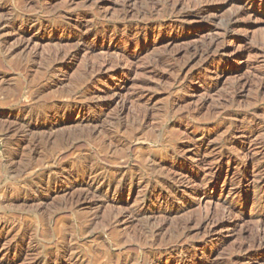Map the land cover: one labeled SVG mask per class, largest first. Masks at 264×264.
<instances>
[{
	"label": "rangeland",
	"instance_id": "rangeland-1",
	"mask_svg": "<svg viewBox=\"0 0 264 264\" xmlns=\"http://www.w3.org/2000/svg\"><path fill=\"white\" fill-rule=\"evenodd\" d=\"M155 1L0 0L6 5L0 10L2 14L9 16L14 10L20 14L12 27H0L3 37L8 38L7 46L18 42V31L32 39L23 54L9 57L0 51V71L9 86V90L0 92V264H31L32 258L38 264L65 260L67 253L57 251L68 244L78 253L73 259L76 264L93 263L94 254L97 261L104 262L107 239L112 258H117L119 250L111 240L115 234L107 230L108 221L87 227L88 208L66 202L67 194L54 179L56 170L79 175L90 166L112 165L101 152V129H113L118 117L129 124H144L133 137L129 135L131 127L122 132L130 139L131 163L121 167H135L142 154H150L160 165L149 180L150 186L160 179L173 185L172 189L158 188L147 199L180 185L196 184L201 189L197 194L188 187V195L194 199L166 207L178 211L161 232L163 239L152 247L164 252L161 259L144 261L135 237L127 236H133L143 220L124 229L127 255H122V264H183L182 259L190 256L189 264H264V244L251 241L255 235L264 234V221L260 220H264V184L252 186L241 196L229 194V190L237 189L235 183L240 179L264 177V166L259 163L264 157V0H181L173 12H160V7L156 11ZM240 4L248 10L238 16V25L205 51L215 36V24L228 19ZM201 8L209 10L197 16ZM21 17L31 19L34 26H27ZM60 35L68 40L60 41ZM151 36L162 41L154 42ZM77 44L97 49L85 53L87 58L106 60L105 70L118 75L110 80L98 77L91 87L81 85L84 52L69 58L63 71H47L43 62L46 56L60 49L73 51ZM103 45L106 47L101 49ZM20 61L25 64L22 71L17 65ZM41 90L44 92L36 95ZM51 98L60 100L63 109L72 98L93 106L107 105L96 107L103 114L97 124H79L74 120L76 111L70 119L71 112L63 115L65 126L55 129L56 136L49 141L48 127L27 132L23 121L50 125L57 120L60 115L54 117L49 109H58L59 103L53 101V105ZM113 99L114 103L108 105ZM24 106L28 113L18 114ZM149 136L151 140L146 139ZM62 140L65 145H60ZM246 141H251V146L244 150L241 145ZM201 146L207 151L199 152ZM224 154L229 155L224 158ZM37 158H47L45 163L60 158L62 163L50 167L46 163L43 167L36 163ZM242 162L250 167L237 171L236 164ZM190 164L200 169L191 170ZM180 169L183 174L177 177L174 173ZM149 170L150 166L136 168L137 172ZM175 177L180 183L174 182ZM47 184L50 188L43 193L37 191ZM133 203L135 196L128 206L134 207ZM224 205L233 210L230 215L223 210ZM148 209L152 216L158 212L156 207ZM206 214L213 218L203 225ZM228 216L240 219L231 227H217L218 220ZM190 218L195 220L185 228ZM53 233L58 234L51 239ZM176 240L183 243L182 249ZM23 243L24 248L17 253L6 254L8 245ZM245 243L246 250H241ZM30 245L34 253L27 257Z\"/></svg>",
	"mask_w": 264,
	"mask_h": 264
},
{
	"label": "bare ground",
	"instance_id": "bare-ground-1",
	"mask_svg": "<svg viewBox=\"0 0 264 264\" xmlns=\"http://www.w3.org/2000/svg\"><path fill=\"white\" fill-rule=\"evenodd\" d=\"M181 3H182L181 0H173V2H172V0H156L155 2H153V8L156 11H158V9L160 7L161 8V10L159 9L160 12H168V11L173 12L176 9V7L180 6ZM5 8H6V5H4L0 2V10H4ZM146 9H148V8H146ZM208 10H209V8H201L198 10L196 15L197 16L201 15V14L207 12ZM246 10H248L246 5L240 4L237 7V10L234 11L231 15H229L228 19H226V20L219 19V21L215 24V26L213 28V30L216 31L214 34L215 36H213L211 41L207 44L205 51L208 52L214 46V44H217L218 41H220L221 37L225 36L228 32H230L232 29H234L238 25V16ZM2 13L3 12L0 11V27L1 28H2V26H7V25H8L7 27H12L13 21L20 18V14L15 10L12 11L9 14V16H6L5 14H2ZM176 19H178V18H176ZM22 20L24 21V23L27 26H30V27L34 26L32 24L33 22L31 19L22 18ZM43 29H46V27L45 28L43 27ZM3 35L4 34H1V29H0V51L9 57L12 55H15V53L23 54L31 46L32 39L30 37H27L26 36L27 34H25L24 31H18L16 33V35H18V37L20 39H18L17 40L18 42H16L14 45H12L10 47L7 46L8 45V40H7L8 38L6 39L5 37H3ZM58 38L60 41L68 40L64 35H60ZM150 40H152L154 42L155 41H157V42L162 41V39H159V37H154V36H151ZM104 46L106 47V45H103L100 48L102 49ZM109 48H113V46H111V47L109 46ZM95 50H97V49L92 48V47H91V49H89L88 46L77 44L73 51H70V50L65 51V50L60 49L57 52L49 54V56H46L44 58L43 62L47 68V71H49V73H57L58 71L59 72L63 71V69L65 68V65H66L69 58H76L79 56V54L84 52L83 56H84L85 63L82 65L83 77L81 78L80 84L85 86V87H91V86H94L96 84L98 77H103L104 79L110 80L111 77L118 75L116 72L111 73L109 70H105L106 60H105V62L90 61L87 58L85 53L92 52ZM30 51L32 52V50H30ZM197 54H200V52L197 51ZM201 54L203 56V52H201ZM38 56H41V55H38ZM130 56H135V54H132ZM29 61L28 60L26 61V64H27L26 67L30 66V64H28ZM160 61H161V59H159L155 63V65L157 63H159ZM17 65L19 68H21V71H22L25 64L23 65V61H20ZM5 81H6L5 74H3V72L0 71V92H4L6 90H9L8 89L9 86H6ZM16 87H15V90H16ZM117 87L118 86H115L114 90H116ZM43 92L41 90L36 95H39V93H43ZM96 92H98V91H96ZM90 93H92V92H90ZM36 95H34V96H36ZM97 97H100V95H97ZM45 100H47V98L44 99V101ZM50 101L53 103V105H54L53 101L59 103L58 109L54 110L53 108L49 109L50 107H48L50 112H54V117L56 115H60L57 120L51 121L50 125L43 124V122H37L36 124H30V123L24 122L27 120L23 121L24 130L27 132L28 131L34 132L35 130L40 131L41 129L48 127L49 131L47 130L48 134L46 135L48 138H46V139L49 141H51L53 139V137L55 138V136H56L55 135L56 133L53 131L55 129L56 130L58 129V131H59V128L66 123V120L61 119L63 117V115L65 116L69 112H71V114L69 116V119H70V118H72L71 116H73V113L76 111L77 117L74 120L79 122V124H85L87 126L95 124V123L97 124V122L102 118L103 114H102V112L100 113V111L98 112L96 107H101L103 105H107V104H98L97 106L96 105L93 106L91 104H86L83 101V99L72 98L68 102H66V104H65L66 108L63 109V106H62L63 103L61 104L60 100H58L57 98H51ZM114 101H115V99L110 101L108 105L113 104ZM124 104H125V100L123 101V106H124ZM40 105H41V103H40ZM40 105H39V107H40ZM44 105H46V104H44ZM33 106L36 107L35 105H32V107ZM43 107H44V109H46L45 108L46 106H43ZM26 108H27L26 106L21 107L18 114H20L21 112L23 113L26 110ZM27 110H26V112H27ZM41 110L43 111V108H41ZM45 112H46V110H45ZM41 113H43V112H41ZM30 116H31V114H30ZM138 119H139V117H138ZM1 123H3V121L0 120V125H1ZM143 125H144L143 123L142 124L141 123L129 124V123H126L125 121L121 120L120 117H118L117 122L113 126V129H112V126H110L108 128L105 127V128L101 129V132H103V138H102L101 144H100L101 152H103V155L107 161H110L111 163H113L112 165L99 164V165L90 166V167H87L86 169H83V171L79 175H74V174H72V172L68 174V172L66 173L65 171H62V170L61 171L56 170V174L54 173L55 174L54 180L56 181V183H61V185H60V189H62L61 191H64L65 194H67V196H68L66 199V202H71L70 204L75 205V206H79L82 208H88V209H86L87 210L86 214H88L87 215V227L92 226L93 224L100 223L101 220L102 221L107 220L108 221L107 222V227H108L107 230H110L112 233L115 234L111 240L114 243L113 245H116L117 250H119L117 258L116 259H114L115 257L112 258L111 251H110L111 247H112L110 244L111 242H110V239H107L108 247L105 248L104 254H103L106 256L105 261L104 262L97 261L98 255L94 254L95 259L93 261H91L93 263H89V264H122V260H123L122 255H127V251L125 250V247H127V240H126V236L123 234L124 229L126 230L130 226L131 223L136 222V221H142V220H143V224L140 228H138L137 232L134 233L133 236L130 233H128L129 235H127V236H130L131 238L135 237V241L137 243L138 249L140 250V252L143 251L142 255H143L144 261H147L151 257H153L154 259H156V258L161 259L162 254L164 252L152 250V247L154 245H156L157 242H159L163 239V238H161V235H160L161 232L168 225V221L172 217V215L178 211V210H176V211L173 210V208L168 209L166 207H168V204H171V203L177 204V205H182V203H184L185 201H187V200L191 201L192 199H194L192 196L188 195V187L189 186L186 187V186H181V185L178 186V188L174 189L173 191L165 192L160 196L154 195L156 198H154L153 200L146 198L147 195L153 194L160 187L167 188V189L173 188L172 183L169 184L168 180H166V179H160V181L158 183L152 184L150 186L149 180H150L151 176H153L155 168L157 166H160L159 164L157 165V163L154 162L153 159H151L150 154H149V156H146V154H142L139 157V159L136 161L137 164L135 167L133 166L130 168H125L126 166H129L131 163L130 157L128 155V150H129L128 142L130 141V139L127 138V136H124L122 134V132H125L126 130L129 129V127H131L132 131L129 133V135H130V137H133L134 135L139 133V131H140V129H142ZM98 129L99 128H97V130ZM97 130H95L94 132H91L90 136H92V134L95 133ZM37 131H35V132H37ZM39 133H41V132H39ZM57 138L59 139V136L56 137V139ZM146 139L151 140L152 137L149 136ZM58 141H60V140H58ZM58 141L56 140L57 143H58ZM18 142L22 145V143H21L22 140H19ZM66 143H68V139H67ZM66 143L63 142V140H62L60 145H65ZM241 146H242V148H244V150H245V148H250L251 141L250 142L246 141ZM261 148L264 150V144L261 145ZM198 149H199V152L207 151V148L202 147V146L198 147ZM227 149H229V148L227 147ZM174 155L176 156V154H174ZM228 155L229 154H224L223 157L224 158L228 157ZM32 157H34V156H32ZM171 157H174V156L172 155ZM47 158L50 159L48 156H47ZM47 158H45V159H47ZM56 158H57V156H56ZM38 159H40V158H37V160ZM45 159L44 160L41 159V161L38 160V162H36V163H41L40 166L42 165L43 167L44 166L46 167V163L48 161L45 163ZM52 159H53V157H52ZM32 163H33V159H32V161L30 160V165ZM61 163L62 162L60 161V158H59V159H55V161L52 160L50 163H47V164L50 167L52 164L53 165L54 164L60 165ZM155 163H156V165H155ZM259 163H260V167L264 166V157H262V159L259 160ZM121 165H123L125 167H123V166L121 167ZM32 166H33V164H32ZM34 166H35V164H34ZM38 166L39 165L37 164V167ZM138 166H150L151 170H149V172H145V173L144 172H137L136 168ZM249 167H250V165L248 162H242V163L236 164L237 171H241V170L246 171ZM189 168L191 170L192 169H200V167L198 165L196 166L194 164H190ZM70 169H72V168H70ZM48 172H50V171H48ZM174 174L177 177H179L180 175L183 174V170H181V169L176 170ZM49 178L50 179L52 178L51 174H50ZM60 178H62V180H60ZM175 179L176 180L174 182L177 181L178 183H180L179 179L177 180L176 177H175ZM127 181H128V184L126 187H124V184ZM68 184L71 186H68ZM235 184L237 185V189L234 191L229 190V194L234 195V196H236V195L241 196L244 191L249 190L252 186H259L261 184H264V177H261L257 180H253L250 177H247V178L238 180ZM48 188H50L49 184H47L41 188L39 187L37 189V191H39V192L42 191V193H43V191H45ZM189 189L195 191L197 194L201 192V189L196 184H193L191 187H189ZM134 196H135V203H133V205L135 204V206L134 207L128 206L130 199ZM246 196H247V194H246ZM164 204H167V205L165 206ZM224 204H227V201H224ZM148 207H156V209H158L157 210L158 212L156 214H153V216H152V214H148V210H149ZM117 208H118V210H116ZM79 209H81V208H79ZM223 210L226 213L228 212L229 215L233 212V210L231 209L230 206L224 205ZM211 218H213L211 214H206L205 217H203L202 224L203 225L206 224ZM234 219L231 218V216H228L226 218L222 217L218 220L216 225H217V227H231V226L235 225V223L240 218H237V216H235ZM194 220H195L194 218L188 219V222L186 223L185 228L189 227L190 223L194 222ZM260 220L264 221L263 218H261ZM48 232H50V231H48ZM54 232H56V231H54ZM44 234L46 235L45 232H44ZM57 234L53 233V237L50 235L51 239L56 238ZM36 235L37 234H35L34 236H36ZM41 237H43V236H41ZM44 238H45V236H44ZM128 239H129V237H128ZM251 241L252 242L254 241V244H256V242H257V245L264 244V234L259 233V234L255 235ZM28 242L31 243V241H29V240H28ZM176 243L179 244L181 249H182L183 243L180 240H176ZM246 244L247 243H245L243 245L241 250H246L245 249ZM213 246L214 245H212V247ZM20 248L21 249L24 248V243L20 244V245L19 244L8 245V247L6 248V251H7L6 254L9 255L10 253H13V252L17 253ZM146 249H148V251ZM201 249H202L201 250V252H202L203 248L201 247ZM51 252L52 251L50 250L47 252V254L51 253ZM60 252H66L67 256H68L67 259H65V260H63V259L57 260L56 259L54 261L49 262L48 264H76L73 261V259L78 255V253H76L74 251V248L71 244H68L65 247H63L62 249L57 251L58 254ZM26 253H27L26 254L27 257L29 255H32L34 253V248L31 247V245H30V247L28 248V251ZM194 255L197 256L198 253L195 252ZM126 257H128V256H126ZM191 261H192L191 256H190V258L185 257L182 259L183 264H189ZM30 263L31 264H38L37 260L34 258H32L30 260Z\"/></svg>",
	"mask_w": 264,
	"mask_h": 264
}]
</instances>
